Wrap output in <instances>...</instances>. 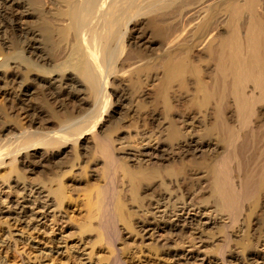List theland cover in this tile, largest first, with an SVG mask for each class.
<instances>
[{"label":"rangeland","instance_id":"374dc122","mask_svg":"<svg viewBox=\"0 0 264 264\" xmlns=\"http://www.w3.org/2000/svg\"><path fill=\"white\" fill-rule=\"evenodd\" d=\"M41 4L47 11L52 10L46 0H42ZM31 22L27 20L25 23L30 32L33 25ZM140 23L142 22L135 24L137 28H140ZM216 28L217 37L221 27L219 25ZM12 30L0 22V70H3L0 72V144L6 143V148L11 147L14 156H17L15 158H19L13 165L0 168V264H113L114 259L119 260L115 264H253L256 259L262 261L259 259L264 258L263 199L257 197L256 202L254 201L257 205L253 204L254 206L253 201L246 203L243 216L226 229L229 221L219 213L215 205L216 199L213 187L211 188L213 174L210 169L225 151L224 137L217 130L215 117L208 116L210 107L191 103L196 76L194 78V75L182 73L170 77L162 68L165 60L164 55L161 57L162 54L166 55L167 52L173 57L177 54L179 60L185 55L187 59L184 56L181 60H187L186 63L197 67L208 79L211 74L205 50L208 44L201 45L200 41L192 40L195 44L189 41L186 46L182 45L186 53L183 50L177 51L178 49L168 53L170 50L167 51L160 44L153 46L151 34L144 32L145 39L141 43L139 39L132 43L133 46H129L137 48L135 52L133 48L129 49L132 50L130 57L134 60L136 56V59H142V67L135 69L137 72L129 71L128 62L125 61L126 63L118 66V71L121 70L119 73L122 74L111 79L109 93L117 92L126 97L121 114L116 119L111 118L107 115L110 111L105 114L106 111H102L105 108L101 105L103 109H97L99 111L96 114L93 112L100 120L92 113L86 119L91 118L90 122L86 123L94 126L91 125L92 128L88 131L89 126L84 125L83 130L87 127L88 132L84 130L82 137L79 134L80 137L68 135L72 145L69 144L67 152L62 154L64 149L59 144L51 145L52 148L49 146L50 149L40 144L20 148L18 146H23L26 141V137H22L20 133L27 129L32 130V134L35 133L36 136L47 132L52 135L63 128V122L75 117L83 118L89 111L87 105H81V98L85 97L83 91L77 93V90L70 88L57 95L59 84H50L47 74L44 75L37 67L36 71L29 73L22 66L8 63L6 58H15L20 51L26 57V48L32 43L30 39L26 40L27 43L24 42L19 33ZM217 40L214 41L215 44L218 43ZM190 43L195 46L194 49ZM175 47L180 49L178 45ZM181 53L183 54L180 55ZM61 56V52L54 51L48 57L49 60L39 63L48 71L54 68V63L61 61ZM42 64H45L44 67ZM47 64H51L50 67ZM127 66L128 72L125 73ZM153 66L159 70L154 72ZM205 71L208 73L205 74ZM121 75L124 76L120 77ZM36 76H42V81L34 80ZM186 77L191 81L187 84V89V86L184 88L181 85ZM109 102L113 105L114 96L110 97ZM91 116H95L97 120ZM235 124L232 123V126ZM91 129L95 131L92 135L88 134ZM93 134L109 138L119 164L113 184L116 190L113 206L118 207L114 211L118 238L113 247H108L104 241L98 242V216L95 215V219L91 214L97 196L109 185L105 178L104 160L98 154ZM36 136L29 138L35 142ZM134 159L137 160L133 161ZM23 160L33 164L41 161L32 173L19 163ZM238 175L234 173L236 181ZM135 176L143 183L138 191H134L131 183L134 179H139L134 178ZM59 185L66 194L62 205L54 200ZM32 187L44 189L51 206L44 207L43 200H40V204L33 205V201H36L33 193L30 194ZM108 194L107 192V197L110 195ZM20 203L24 205L26 212L23 210L24 213L15 214L21 210L15 209L13 214V209ZM178 207H184V210L180 211ZM175 213L181 217L182 222L175 221ZM84 224H90L93 230L90 226L85 229ZM225 233L229 236L227 247L224 243ZM111 249L116 251L112 253ZM176 254H189L196 259L186 263L175 258Z\"/></svg>","mask_w":264,"mask_h":264},{"label":"bare ground","instance_id":"6f19581e","mask_svg":"<svg viewBox=\"0 0 264 264\" xmlns=\"http://www.w3.org/2000/svg\"><path fill=\"white\" fill-rule=\"evenodd\" d=\"M46 1L49 3L48 5L52 7L51 11H47V9L43 8V4H41L42 0H0L1 25L3 24L5 27H9V29L11 28V30L13 29L18 32V35L24 42L29 39L30 42H32L26 48L25 52L28 54L26 57L20 54L22 53L20 51V53L18 52L20 55L17 54L15 58H9L8 56L9 59L6 58L7 62L14 66H22L26 70L25 72L29 73L33 70L36 71L35 69L37 67L44 75L47 74L46 76L50 84H59L58 87L60 89L57 95H61L70 88L77 90V93L78 91L80 92V90L83 91L86 98H81L83 101L81 105H87L89 111L86 113L87 115L84 113L85 116L83 114L82 116L84 117H81V119L71 117L73 118L72 120L61 122L62 124H60L63 128L59 130V132H53L52 135L47 134V132L45 133L47 134L46 136H43L45 134L36 136L35 133L32 134V130H20L21 136L26 137V141L24 145L22 144L23 146L18 147L24 148L26 145L27 147L25 146V148H31L40 144L43 145L42 147L46 148L47 146L51 147V145L57 146L59 144V146L62 145L61 147L64 149L63 152L61 150L60 152L64 154L67 152L69 144L72 145V143H70L71 139L69 138L71 134H73V136L81 135L82 137L84 130L87 131V127L83 130V126L89 123L91 118L87 120L88 122L86 119L92 115L93 112L96 114L97 111L98 113L99 110L97 109H101V105L106 109L102 108V111H106L105 114L110 111L107 115L116 119L125 107L124 103L126 102V97L117 92L114 94L109 93V89H111V79L122 74L119 73L122 71H118V68L120 67L119 65L123 64L125 61L128 62L127 65L130 68L128 69L127 66V68H125L126 70H124L125 73L126 71L128 72V70L134 72L133 70L138 69L141 64L144 63L142 59V63L139 59H136L137 54H133L136 56L135 60L132 56L130 57V55H132V50H129L132 48L134 52L137 50V48L134 49V47L131 48L129 46H133L132 43L134 44L135 40L140 39L141 43V41L145 39L144 32L148 31L149 34H151L153 46L155 44H160L163 48L166 47L167 51L168 49L170 50L168 53L175 49H178L177 51L183 50L184 47L182 45L186 46V43L189 41H200L199 44L201 45L208 44L207 47L205 46V50L209 57V68L211 69V74H209L210 76L208 79L197 67L192 66L190 63H186L188 62L187 60L186 62L182 61V57L185 55L180 57L179 60V55L177 54L175 57L170 53L167 54V52L166 55L162 54L161 57L165 56V60L163 59L164 66L162 65V68H164L166 74L170 77L182 73L190 74V76L194 75V78L196 76L194 79L196 81H194L196 87L195 92H193V99L191 98V103H198L210 107L209 109H211V112L208 116L215 117L217 121V130H219L224 137L225 148L223 147V150L225 151L218 160L216 159L217 161L215 160L216 162L214 161L213 166H211L212 168H210L213 174V176H211L213 177L211 188L213 187V195L216 199L215 205L218 207L217 210L220 211L219 213L225 216L229 221V226H225L227 229L232 227L231 225L237 223L239 218L243 216L244 205L246 203L253 201L252 206L257 205V203L254 204L257 197L258 199L261 197L264 203V0ZM27 20H31V23H33L32 29L29 27L32 34L25 27ZM139 21L142 23L139 24L140 28H137L135 24ZM26 25L28 26V24ZM132 25H135V27L130 29ZM219 25L221 27L219 31L221 32L219 34L217 33L216 37V27ZM138 33L139 35H137ZM215 37L217 39L219 38V41L215 39ZM215 40H217V44H215ZM194 41L192 43L195 44ZM177 45L180 46V49L175 47ZM190 45L193 49L195 48L191 43ZM181 46L183 47L182 49ZM140 47L142 48V46ZM171 47L175 48L171 50ZM200 47H198V49ZM21 50L23 51V49ZM54 51L61 52V61L54 63V68L51 70L47 68L48 71H46V68L43 69L39 62L48 59L51 52ZM164 51H166V49ZM183 51L186 53L185 50ZM137 53H139V51ZM141 54L143 55V53ZM172 54H174V52ZM182 54L183 53L180 55ZM184 59H187L186 56ZM157 60L160 59L158 58ZM154 61L156 60L154 59ZM42 65L44 67L45 64ZM155 65L158 67L157 64ZM156 66H153L154 72L159 70ZM9 68L11 69L10 66ZM207 70L209 71V69ZM1 71L3 70H0V72ZM132 72H130L131 75ZM206 72L207 71H205V74ZM37 74L35 73V75ZM42 76H36L33 79L42 81ZM123 76L121 75L120 77ZM189 79L190 78L186 77V79L183 80L181 83L182 87L185 88L187 84L189 85L191 83ZM131 80H133V78ZM188 87L189 86L185 89ZM24 92L26 93L27 91L25 90ZM28 93L30 94V92ZM112 96L115 98L113 105L109 102ZM81 105L77 104L79 107H81ZM211 106H213V108ZM84 111H86V109H84ZM102 111L100 110L101 113ZM95 116L91 117L97 120L98 117L96 116V118ZM232 123H236L235 126H232ZM91 125H88V131ZM93 129L96 130L95 127ZM93 129H91V133L88 134L92 135V133L95 132L92 131ZM68 135L70 136L68 137ZM32 136L37 137L35 142L30 140L29 137ZM94 136L98 154L104 160L105 178L107 179L105 180L108 181V184L111 186L108 185V189H106V187L105 190L99 193L95 208L93 207L91 214L95 219L96 216H98V228H96L99 231L98 242L104 241L108 247H113L115 246L114 243L116 238H118L116 221H114V211L118 207L114 208L116 205L113 206L116 196V190L113 184L119 164L111 148L109 138L105 139L96 134ZM21 139L25 140V138ZM23 140L20 141L24 142ZM190 144L193 143L190 142ZM222 144L223 143H221V145ZM56 150H58V148ZM15 157L17 158V156H14L11 147L7 146L6 148V143L0 144V168H3L5 165H13L19 159ZM136 160L137 159H134L133 161ZM40 161L41 160L38 162L33 161V164L31 162H24L23 160L19 161V163L24 165L23 167L26 168V171L33 173ZM235 172L239 174L238 181L235 179L236 176L234 177ZM134 178L139 177L135 176ZM139 180L140 178L137 180L134 179V183L130 181L133 184L134 191L137 189L140 190L139 186L143 184L141 183L142 180ZM109 187H112V189L109 190ZM62 189L63 187L60 188L59 185V188L55 191L56 197L54 195L56 198L54 200H56L59 205H62L63 201H65L66 194H64L65 190L63 191ZM43 190L44 189L41 187H32L30 194L33 193V197L36 201H33V205L35 203L40 204L42 200L44 207L50 205V200L47 199L49 196H46V192L44 193ZM107 192L111 195L110 197L108 194L110 198L107 197ZM15 209L21 210L15 213ZM24 209L26 208L20 203V205H16L12 213H24ZM178 210H184V207H178ZM93 212H95V214ZM175 216L177 217L175 220L176 222H182L181 217L177 215V213H175ZM89 218L92 220L94 219L93 217ZM83 226L85 229L90 226V229L93 230L90 224L88 226L84 224ZM90 229L88 228V230ZM96 229L94 228V230ZM228 237L227 233H225L224 243H226V247L229 245L227 244ZM223 246L224 245H222V249L225 250ZM113 251L115 252L116 250H112V253ZM174 257L186 263L192 259H196L195 256H190L189 254L185 256L176 254ZM198 259L201 261L200 258ZM250 259L253 260L252 257ZM259 260L262 261L260 262L256 259V262L253 264H264L263 257ZM115 262L118 263L119 260L117 261L114 259L113 264H115Z\"/></svg>","mask_w":264,"mask_h":264}]
</instances>
